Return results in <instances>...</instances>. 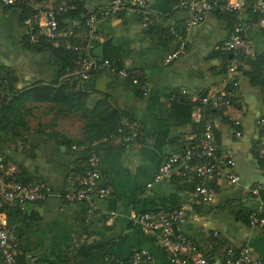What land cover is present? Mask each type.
Listing matches in <instances>:
<instances>
[{"label":"crops","instance_id":"1","mask_svg":"<svg viewBox=\"0 0 264 264\" xmlns=\"http://www.w3.org/2000/svg\"><path fill=\"white\" fill-rule=\"evenodd\" d=\"M110 1H78L81 19L91 14L100 18L92 53L97 57L94 51L101 48V55L118 67L137 71L145 94L129 80L111 75L96 73L83 82L63 75L61 58L44 42L32 43L28 37L29 25L44 19L42 0L0 3V152L18 180L44 182L50 191L44 202L28 204L25 213H12L20 249L16 264H113L140 250L150 253L154 264H170L134 218L183 202L196 183L197 159L178 163L159 182L154 177L167 157L182 154L193 141L194 125L203 118L202 99L227 91L234 79L238 88L228 115L212 121L219 152L233 157L240 181L230 185L223 176L210 180L217 191L215 203L189 211L177 234L208 254L210 264H222L206 247L215 232L224 244L246 246L264 264V227L247 224L249 214L259 208L250 190L258 187L264 193V84L254 83L246 73L231 75L234 56L222 49L239 21L256 59L264 58V21L251 9L256 1L239 0L246 7L237 13L213 10L188 35L191 13L178 8V0H146L151 18L146 28L141 12L129 7L104 16ZM178 36L185 39V51L165 64L178 47ZM15 98L22 101L19 107L12 102ZM92 112L107 122L112 112L136 121L141 126L137 145L123 147L114 136L93 144L94 127L85 128L92 123ZM89 144L100 157L102 183L114 189L112 199L93 201L97 212L92 216L86 203L62 199L71 172L84 171Z\"/></svg>","mask_w":264,"mask_h":264},{"label":"built area","instance_id":"2","mask_svg":"<svg viewBox=\"0 0 264 264\" xmlns=\"http://www.w3.org/2000/svg\"><path fill=\"white\" fill-rule=\"evenodd\" d=\"M79 0H66L62 4L53 5L51 0H42L45 4L43 11L44 19L37 25H29L30 39L37 42L38 38L44 37L53 46L60 42L70 41L85 32V41L68 45L67 48L77 54L74 65L68 70V76L77 81H87L91 75L101 73L111 75L123 80H129L132 85L141 93L145 94V86L140 80V74L134 70L118 67L109 59H99L92 53L97 40V25L100 18L91 14L83 23H73L62 26L60 19L69 12L77 9ZM17 0H0L4 6L15 5ZM178 8L187 9L191 13L186 23L187 35L192 29L198 28L206 19L209 12L220 10L224 13H237L243 11L246 4L239 0H226L223 4L209 2L207 0H178ZM132 8L141 12L142 26L148 27L150 23L149 5L146 0H111L103 15ZM261 20L264 21V0H256L251 7ZM38 10V8H34ZM243 26L238 21L233 25L232 31L222 45L223 51L231 53L234 58L228 68L231 75L238 73L239 68L245 67L241 59H256L252 45L243 36ZM177 49L168 55L164 63L170 64L185 51V39L178 36ZM264 73V58H262ZM229 91L218 94L212 99V107L219 111L220 116H227V110L233 105L237 94L238 83L234 79ZM208 99H202L203 105L208 104ZM263 122V121H262ZM235 127L239 122L234 121ZM141 126L134 120L122 118L120 120L114 138L123 147L137 145ZM240 136L239 130L235 131ZM198 145L187 147L182 154H172L159 167L154 177V182L164 179L172 169L180 162L188 163L197 159L195 167L196 183L193 188L185 192V199L176 208L163 209L153 213H145L134 218L135 224L146 236L152 237L157 245L163 250L170 264H210L209 257L202 254L197 245L192 241L175 234L173 225L182 224L189 211L195 205L206 207L213 205L216 199V188L209 181L223 176L228 184L237 185L239 176L234 171L235 162L230 154L219 152L215 136V126L212 119L208 118L204 124L203 135L197 141ZM264 147V139L260 143ZM264 155V153H263ZM187 167V166H186ZM264 177V165L261 168ZM70 188L64 193L62 199L65 203L84 202L88 205L87 214L92 216L97 212L93 201L95 199L110 200L114 196V189L102 183L100 172V157L92 149L86 159L84 171L71 172ZM50 191L44 182L22 183L17 179V171L0 152V206L3 204L17 203L22 213L26 212V206L33 203H42L49 197ZM250 195L259 202V208L249 214V226L251 228L264 227V201L260 198L258 187L250 190ZM0 214V258L4 264H16L20 255L17 227L8 224ZM114 216L113 213L109 214ZM206 247L216 255L222 264H262L255 259L250 250L246 247H234L224 244L218 233H212L206 241ZM113 264H154L153 259L145 250L134 252L130 258L125 260L117 259Z\"/></svg>","mask_w":264,"mask_h":264},{"label":"trees","instance_id":"3","mask_svg":"<svg viewBox=\"0 0 264 264\" xmlns=\"http://www.w3.org/2000/svg\"><path fill=\"white\" fill-rule=\"evenodd\" d=\"M219 4H223V3H219ZM64 18H69L71 20V23L68 24V23L64 22V20H63ZM85 19L86 18H82L81 19L79 17L78 9H76L75 11L69 12L68 14L64 15L60 19V24L62 26H67V25H71L73 23H78V22L79 23H83ZM81 35H83V36L80 37ZM28 37L30 39V33H29ZM85 39H86L85 38V32H83L77 38L72 39L70 41L60 42L59 45H57V46H53L52 43L49 40H47L46 38H44V37L38 38L37 42L31 41V39H30V41L32 43H37V44H39L40 42H44L46 45H48L52 49V52H54L62 60V62H61L62 74L63 75H68V70L74 65V62H75V60L77 58V54L74 53L73 51H71L70 49H68L67 46L68 45H74V44H76L78 42L79 43L80 42H84ZM104 59H108V58H104ZM241 60L244 61L245 67L239 68L238 72H240L241 74L246 73L250 77L251 81H254V83L264 84V73H263L262 59H258L257 58L255 60H252V59H241ZM232 82L233 81L229 82L228 87L226 88L227 91L230 90ZM12 102H13V104H15V106L19 107L20 103L22 101H21V99L15 98V99H13ZM92 113H91V116H92L91 119H93V120H91L92 123L91 124L90 123L86 124L85 128L88 131L90 128L94 127V130L91 133L93 135V138H92V143L93 144L95 142H100L103 139L109 140L110 136H115L116 132H117V129H118V125L120 123V120L122 118H126V116H122V117H120L121 119H119L118 115H115V112H112V115L109 116L108 122H107L103 118H102V120H100V117H99V115H97L96 112H92ZM202 114H203L202 121L199 124H197V125L195 124L194 125L195 137H194L193 141L187 147H190V146H193V145H198L197 141L203 135L204 124H205V122H206V120L208 118L212 119V117L214 118L216 116H220L219 111H217L216 109H214L212 107V100H209L208 104L204 105ZM97 122L100 123V126H96L95 125ZM105 122H107V125L105 124ZM103 125L107 126L106 130L103 129V127H102ZM96 127H99L100 130H98ZM93 144H91V145L89 144L86 147L87 148L86 150H88V154L92 151V149H93L92 145ZM1 154L5 157V159H7V157L2 152H1ZM22 183H24V182H22ZM260 198L264 201V193L261 192V191H260ZM195 207H200V206L199 205H195L193 207V209ZM174 208H176V207H174ZM14 210L15 211H19L17 203H14V204H3L2 206H0V214L2 213V214H5V216H7V219H8V222H9L8 224H13L12 223V215L15 214ZM247 224L249 225V216L247 217ZM206 255H208V254H206ZM18 260H19V258H17L16 263H18Z\"/></svg>","mask_w":264,"mask_h":264},{"label":"water","instance_id":"4","mask_svg":"<svg viewBox=\"0 0 264 264\" xmlns=\"http://www.w3.org/2000/svg\"><path fill=\"white\" fill-rule=\"evenodd\" d=\"M101 52H102V49H101V48H100V49H96V50L94 51V54H95L97 57H99L100 59H103L104 57L101 55ZM231 57H232V55L229 54V58H231ZM173 229H174L175 234H177V225H173Z\"/></svg>","mask_w":264,"mask_h":264}]
</instances>
